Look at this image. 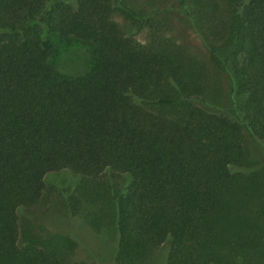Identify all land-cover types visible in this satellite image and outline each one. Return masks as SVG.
Listing matches in <instances>:
<instances>
[{"label": "trees", "instance_id": "trees-1", "mask_svg": "<svg viewBox=\"0 0 264 264\" xmlns=\"http://www.w3.org/2000/svg\"><path fill=\"white\" fill-rule=\"evenodd\" d=\"M208 63L137 0H0V264H89L68 235L21 211L51 202L44 176L80 175L61 205L109 229L116 264H264V0H179ZM147 30V40L136 36ZM89 43L92 66L57 72L48 33ZM227 73L243 124L197 105Z\"/></svg>", "mask_w": 264, "mask_h": 264}, {"label": "rangeland", "instance_id": "rangeland-1", "mask_svg": "<svg viewBox=\"0 0 264 264\" xmlns=\"http://www.w3.org/2000/svg\"><path fill=\"white\" fill-rule=\"evenodd\" d=\"M137 5L147 9L153 16H167L173 25V36L176 41L188 46L197 58L209 65L207 48L187 10L179 5V0H137ZM47 36L54 46L49 63L57 72L80 75L91 68L92 53L89 43L76 39L65 40L51 32ZM136 38L145 42L147 30L140 32ZM216 79L219 94L196 98L194 102L243 124V117L239 112L241 97L236 94L230 76L227 73H220ZM243 138L250 163L264 168V140L253 136L245 127ZM80 177L67 169L47 173L43 180L46 190L50 193L51 202L40 209L23 210L20 215H27L38 231L70 236L77 243L76 260L89 264H116L113 232L109 229L95 231L85 216H70L62 208V199L73 190ZM165 258L166 248L159 247L149 264H163Z\"/></svg>", "mask_w": 264, "mask_h": 264}]
</instances>
